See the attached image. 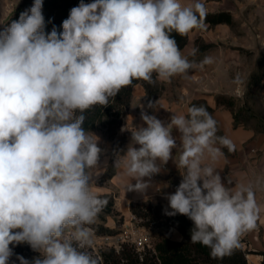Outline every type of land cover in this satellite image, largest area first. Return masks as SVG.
<instances>
[{
  "label": "clouds",
  "instance_id": "9594fccd",
  "mask_svg": "<svg viewBox=\"0 0 264 264\" xmlns=\"http://www.w3.org/2000/svg\"><path fill=\"white\" fill-rule=\"evenodd\" d=\"M42 8L34 0L0 30V264H10V245L19 244L40 253L31 261L16 255L19 264H102L82 250L93 243L87 226L108 204L91 187L103 150L83 127L84 113L107 106L134 80L155 83V74L169 81L214 63L211 56L190 61L172 35L202 28L207 10L202 0H80L62 31L53 25L47 32ZM140 117L146 126L121 128L131 143L114 163L122 161L130 178L126 191L146 193L172 160L182 179L165 197L164 214L191 220V242L212 259L231 255L260 212L251 186L225 184L213 166L222 148L236 145L217 135L203 105L173 113L168 123L143 109Z\"/></svg>",
  "mask_w": 264,
  "mask_h": 264
},
{
  "label": "crops",
  "instance_id": "0c3cea01",
  "mask_svg": "<svg viewBox=\"0 0 264 264\" xmlns=\"http://www.w3.org/2000/svg\"><path fill=\"white\" fill-rule=\"evenodd\" d=\"M180 2L182 5H189L194 0H180ZM202 2L205 4L207 12H231L236 25L238 23L237 12L245 10L251 15L252 12H257L256 15L261 14L263 16L261 19L263 23L260 26L264 27V0H202ZM215 26L224 29L231 27L227 23H218ZM188 36V43L180 50L182 55L189 59L193 49H195L194 41L199 37L198 35L193 36L191 33H188ZM197 55L201 54L196 52L195 57ZM204 57H201L200 61ZM200 61L195 60L194 62L199 64ZM217 65L219 66L216 63ZM216 66L205 65L202 69L197 67L190 71L187 77L178 75L169 81L158 80L163 85V89L159 97L152 102L153 104L157 102L155 109L147 108L148 99L144 84H136L121 128L127 126L130 131H134L136 126H146L140 117L142 109L147 110L149 115H155L162 122L168 123L173 113L177 115L186 114L187 109L192 106L195 99H205L207 105L213 108L211 115L217 121V135L228 136L236 145L234 152L222 148L224 155L215 161L213 166L220 173L222 182L225 184L230 179L232 180L231 186H234L236 182L251 186L260 208L256 227L240 236V244L247 252L248 264H264V131L258 130L252 125H246L243 121L237 123L232 109L223 104H217V95H226L228 90H226V84L221 77H218V74L224 69L218 72L219 69ZM121 128L119 134L123 133ZM88 134L99 138L98 146L103 150L98 169L95 170L98 176L93 177L95 183L91 186L94 192L99 196L104 193L113 194L114 208L121 214L129 211L131 203L138 200H151L152 203L168 207V201L165 197L175 192L182 179L172 160H169L160 174L152 177V187L147 189L146 193L127 192L126 186L130 183V178L125 174L122 161L110 177L103 179L102 182L99 180L109 171L115 160H119L120 156L126 153L127 147L131 143V136L123 142L120 151L114 155L112 151L114 140L106 138L103 132H97V130L90 131ZM173 135L178 137L179 133L173 130ZM179 143L177 140L178 145ZM134 146L139 147V145ZM253 148L256 152L252 150ZM175 153L176 150L174 149L173 155ZM131 183L134 184L135 180H132ZM170 230L174 231L175 228H170ZM182 238L181 232L178 231L177 240Z\"/></svg>",
  "mask_w": 264,
  "mask_h": 264
},
{
  "label": "trees",
  "instance_id": "16d2710c",
  "mask_svg": "<svg viewBox=\"0 0 264 264\" xmlns=\"http://www.w3.org/2000/svg\"><path fill=\"white\" fill-rule=\"evenodd\" d=\"M34 0H22V2L14 8L13 14L9 21L17 20L21 12L32 6ZM80 0H43L42 12L46 21V31L50 32L53 25L58 31H62V21L69 16L70 9L77 6ZM90 3L92 0H84ZM51 20V23H47ZM218 23H227L232 28L235 27L236 21L229 11L207 12L203 19V25H216ZM179 46L184 48L188 43V34L180 36L176 33L172 34ZM209 44H207L208 46ZM206 46V47H207ZM264 78V53L259 59V67L250 77L249 88L252 92L258 93ZM155 83H149L143 80H134L133 83L124 87L115 96L109 99L107 106L95 105L87 110L84 115L86 120L83 127L86 132L102 130L110 139L114 140L113 154L120 151L123 142L131 136L130 131L119 134L124 118L129 109L133 88L138 83H143L147 91L148 103L153 102L162 92L163 85L153 75ZM217 104H223L234 112L236 122L242 121L243 108L236 110V104L233 98L219 94L216 97ZM192 105H203L210 114L213 108L207 105L205 99H195ZM248 125V124H247ZM255 128L263 130L264 127L255 124ZM114 165L106 172L103 179H107L115 172ZM101 198L108 200L107 206L101 211L103 213H114V195L104 193ZM164 206L154 205L151 200L143 202H132L131 210L134 214L142 219V224L149 227L155 225L157 227L175 228L181 232L183 238L175 240L168 236H163L153 243L151 246H145L144 249L138 250L132 242H122L120 247L111 246L108 249L100 248L97 251L90 249L87 251L94 256L101 258L102 264H248L247 252L242 245L233 250L232 254L224 257L222 260L212 259L209 255V249L199 243L191 242V228L193 223L187 217L177 214L176 216H167L160 209ZM171 210L170 208L168 209ZM99 234L111 233L109 228H100L97 230ZM13 248L14 255L10 259V264H19L16 255H20L31 261L40 254L31 249L27 244L10 245Z\"/></svg>",
  "mask_w": 264,
  "mask_h": 264
},
{
  "label": "rangeland",
  "instance_id": "374dc122",
  "mask_svg": "<svg viewBox=\"0 0 264 264\" xmlns=\"http://www.w3.org/2000/svg\"><path fill=\"white\" fill-rule=\"evenodd\" d=\"M21 2L22 0H0V30L11 23L9 18L14 8ZM256 13L252 12L251 15L245 10L237 12L238 23L234 28L224 29L220 26L206 24L202 28L189 32L193 36L198 35L199 38L195 39L194 46L198 49L197 53L201 54L196 57L190 55L189 60L200 61L204 56L213 57L214 63L210 65L219 64L216 66L219 69L218 72L224 69L218 77H221L226 84L225 87L228 90L226 95L234 99L236 110L244 109L242 121L246 125L255 127V124H258L264 127V81L258 93L252 92L249 88L250 77L258 70L259 59L264 53V27L260 26L263 23L261 20L263 16L256 15ZM222 73L224 75H221ZM237 76L239 80L236 79ZM97 132L103 131L97 130ZM103 134L109 138L104 132ZM103 177L99 180L100 182L103 181ZM143 201L146 200L135 202ZM160 212L164 210L161 208ZM87 227L91 229L93 243L91 247L82 249L83 251H88L89 248L97 251L100 248L108 249L111 246L120 247L127 237L135 242L142 240L151 245L163 236L178 239L177 229L171 231L170 228L143 225L142 219L132 212L131 206L129 211L123 214L116 209L110 214L101 212L95 222ZM100 228H109L111 233L99 234L97 230Z\"/></svg>",
  "mask_w": 264,
  "mask_h": 264
},
{
  "label": "built area",
  "instance_id": "2783aa9c",
  "mask_svg": "<svg viewBox=\"0 0 264 264\" xmlns=\"http://www.w3.org/2000/svg\"><path fill=\"white\" fill-rule=\"evenodd\" d=\"M252 150H253L254 152H256V150H255L254 148H253ZM171 228H173V227H171ZM124 241H125V242H132V243H134V244L136 245V247L138 248V250H142V249H144L146 245H147V246H151V244L146 243V242H143L142 240L135 242V241L131 240L129 237H127ZM124 241H123V242H124ZM116 247H117V246H116Z\"/></svg>",
  "mask_w": 264,
  "mask_h": 264
}]
</instances>
